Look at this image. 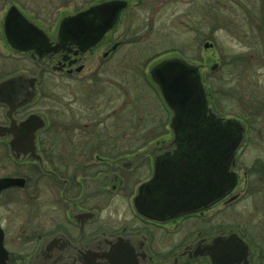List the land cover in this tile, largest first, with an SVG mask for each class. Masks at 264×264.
Segmentation results:
<instances>
[{
    "label": "flooded vegetation",
    "instance_id": "af4514ba",
    "mask_svg": "<svg viewBox=\"0 0 264 264\" xmlns=\"http://www.w3.org/2000/svg\"><path fill=\"white\" fill-rule=\"evenodd\" d=\"M103 1L0 0V80L17 73L36 77L30 103L12 108L0 103V264H210L206 256L190 252L236 230L248 244V264H254V254L255 264H263L264 151L249 160L253 127L247 118H240L243 136L236 151L244 155L241 187L222 200L227 209L234 201L256 197L251 209L243 211V227L254 242L238 226L212 231L214 210L207 214L206 226H199L204 211L215 204L164 221L136 212L133 199L151 178L155 157L174 146L164 139L170 112L148 70L143 86L154 90L163 108L152 123L135 111L129 82L109 76L125 65L114 60L118 50L137 40L133 28L122 37L116 34L128 0L113 27L85 50L70 40L50 50L63 17ZM10 6L41 31L43 45L20 50L6 40L3 23ZM38 50L44 53L39 56ZM59 78L78 82L82 92L69 87L65 94L54 92L50 84ZM100 86L111 92L99 91ZM28 116L43 122L31 152L22 141ZM236 161L237 156L234 169Z\"/></svg>",
    "mask_w": 264,
    "mask_h": 264
},
{
    "label": "water",
    "instance_id": "95a60500",
    "mask_svg": "<svg viewBox=\"0 0 264 264\" xmlns=\"http://www.w3.org/2000/svg\"><path fill=\"white\" fill-rule=\"evenodd\" d=\"M125 6L126 0H107L63 17L57 42L50 50L57 51L67 40L85 50L113 27ZM3 26L6 40L20 50L44 44L41 31L15 6L6 11ZM211 46L203 43L204 49ZM217 67L212 64L210 70ZM148 76L170 112L168 127L174 148L155 157L152 176L138 188L133 206L144 217L164 221L203 210L230 193L237 182L233 167L243 125L211 109L199 66L182 55L169 54L156 60L149 66ZM35 82L36 77L26 73L1 79L0 103L11 108L27 105L35 96ZM23 126L24 149L31 152L35 131L43 122L28 116ZM190 256H206L210 264H248V244L236 232L217 235L195 247Z\"/></svg>",
    "mask_w": 264,
    "mask_h": 264
},
{
    "label": "rangeland",
    "instance_id": "374dc122",
    "mask_svg": "<svg viewBox=\"0 0 264 264\" xmlns=\"http://www.w3.org/2000/svg\"><path fill=\"white\" fill-rule=\"evenodd\" d=\"M128 2V8L123 12L116 34L122 37L126 28H133L134 32L131 30L137 40L134 44H127L118 50L114 60L119 67L121 64L125 65L120 71L117 67L115 72L119 71L118 74L109 73V76L115 77L118 81L129 82L130 93L134 91L130 96H135V111L144 116L143 120L151 119V123L153 118L158 119L159 115L162 116L163 108L154 90L148 85V88L143 86V83L147 82L148 66L149 63L152 64L168 54L181 53L184 58L199 66L208 101L210 103V96L216 113L225 117L235 116L249 120L253 130L248 134V139L251 141L248 158L250 157L251 160L254 155H260L257 153L260 150L264 151L260 149L264 147L262 143L264 141V0H128ZM205 41L211 42L212 47L204 49ZM212 64H218L219 68L210 70ZM128 69H130L129 75L126 73ZM76 83L69 84L65 79L59 78L53 80L50 85L54 92L65 94L68 91L67 87L73 88L76 92L81 91L79 90L81 85ZM101 88L99 91L105 94L111 92L106 87ZM256 105V116L249 117L248 107L254 108ZM166 118L168 119V116ZM258 129L261 131L259 134ZM165 131L164 139L170 140L171 132L168 128ZM239 151L236 155L237 175L240 173L239 164L244 158V155L239 156ZM248 158L246 157L247 160ZM240 187L239 176L233 193L238 192ZM255 198L234 201L227 209V205L221 200L204 211L203 218L198 220V225L206 226L207 214L214 210L212 231L233 226H238L242 230L244 221H247L243 211L245 207L251 209ZM262 200L261 202L264 203V196ZM256 216L258 217V214ZM256 222L257 219L252 215L251 223L256 224ZM235 232L241 234L239 230ZM245 232L248 233L249 238L244 237L243 234L242 236L248 242L250 240L254 242L249 231L246 229ZM257 256V254L253 256L254 264Z\"/></svg>",
    "mask_w": 264,
    "mask_h": 264
},
{
    "label": "trees",
    "instance_id": "16d2710c",
    "mask_svg": "<svg viewBox=\"0 0 264 264\" xmlns=\"http://www.w3.org/2000/svg\"><path fill=\"white\" fill-rule=\"evenodd\" d=\"M209 100H210L211 105H212L213 108H214V104L212 103L210 96H209ZM248 109H249V113H248V114H250L249 117L256 116L257 105H256V107H254V108H252V107H248ZM255 109H256V111H255ZM248 114H247V115H248Z\"/></svg>",
    "mask_w": 264,
    "mask_h": 264
}]
</instances>
